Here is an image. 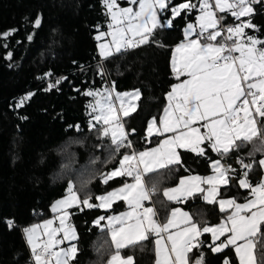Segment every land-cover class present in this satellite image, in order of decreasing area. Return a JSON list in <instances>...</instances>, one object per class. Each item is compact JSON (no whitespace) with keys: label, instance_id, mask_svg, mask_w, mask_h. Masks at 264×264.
<instances>
[{"label":"trees","instance_id":"1","mask_svg":"<svg viewBox=\"0 0 264 264\" xmlns=\"http://www.w3.org/2000/svg\"><path fill=\"white\" fill-rule=\"evenodd\" d=\"M183 2L173 0V5ZM191 2L198 5L197 9L182 13L172 28L157 29L150 43L115 52L105 59L100 56L95 39L98 32L107 31L109 24L102 0H0V264H29L23 229L53 216L51 205L66 194L70 183L81 200L91 196L90 203L96 204V196L132 180L121 176L105 184L101 176L117 168L125 153L142 150L160 140L158 135L148 138L146 128L150 119L159 118L167 93L178 81L170 58L173 46L184 40L185 25L195 21L199 13V0ZM119 3L129 4L128 0ZM253 7L252 22L259 31L245 32L264 40V2ZM170 14L164 13L162 20L170 18ZM222 15L225 22H239L229 13ZM37 18L41 21L39 27L35 25ZM10 31V36L3 37ZM50 84L55 87L48 90ZM108 88L141 93L135 110L122 119L132 147L119 152L110 136L102 135L104 124L93 120L89 105L95 96L85 95ZM28 93L34 95L18 107ZM260 147L255 141L223 158L210 148L203 157L179 149L182 165L159 169L144 177L148 187L155 185L157 189L146 204L154 205L161 222L172 208L181 207L200 227L216 225L230 214L221 212L217 203L204 201L201 194L167 201L163 190L175 186L183 176L209 174L211 161L221 159L223 165H231L236 172L229 174L234 178L220 188L219 196L243 201L250 196V189L239 187L238 179L245 169L237 159L253 164L249 179L257 184L262 177L259 160L264 157V151L257 150ZM124 209L121 200L108 210L83 204L68 209V222L78 237L74 241L78 253L70 264L107 263L117 250L107 228L94 221ZM7 220H13L15 226L9 228ZM200 239L204 241L200 251L205 264H224L225 260L238 264L233 247L212 253L208 248L211 236L204 233ZM200 251L194 249L190 253L192 260ZM120 254L133 257L134 264H154L153 235L121 249ZM255 255L258 261L264 258L259 246Z\"/></svg>","mask_w":264,"mask_h":264},{"label":"snow or ice","instance_id":"2","mask_svg":"<svg viewBox=\"0 0 264 264\" xmlns=\"http://www.w3.org/2000/svg\"><path fill=\"white\" fill-rule=\"evenodd\" d=\"M261 2L262 0H214L213 3L212 0H199L200 15L196 18L197 24L189 23L183 29L184 41L176 46L172 57V71L176 79L180 80L185 76L187 79L174 84L167 94L169 106L164 110L160 127L156 126L155 118L148 126L149 136L153 135V131L158 136L165 133L171 135L161 140L156 148L123 155L118 168L103 174L101 179L105 184L121 176L132 177L134 183H125L121 188L96 196L99 204L90 203L91 196L81 200L70 183L69 195L52 206L53 213L60 214L55 217L60 221L58 228L51 227L53 220H47L43 225H32L23 229L31 247L34 264H70V261L75 259L78 253L75 243H71L67 248H60L59 251L53 250L64 241L78 239L75 228L65 223L70 215L67 209L80 204L87 208H108L115 200L126 201L131 211L107 217L112 243L117 250L108 264H134L131 256L121 258L120 250L147 240L149 234L158 237L155 241L156 264H205L204 253L200 251L204 244L200 237L204 233L211 234L212 243L208 248L212 253H220L233 247L239 264H264V258L258 261L255 255L259 246L261 256L264 257V177L253 185L249 179L253 164L244 163L242 158H238L237 162L245 171L241 174L242 178L238 179V184L242 189H250L252 197L246 198L245 203H237L235 198L217 201L216 198L220 194L218 186L228 185L234 178L229 174L236 172L231 165H223L221 159L211 161L215 175L182 178L177 187L164 190V196L170 201L179 200L181 197L186 199L199 192L206 193L203 196L206 202L218 203L221 212L234 209L218 225L200 227L188 212L180 209H173L171 218L161 225L153 219L156 215L154 209L144 208L143 204L157 191L155 185L151 188L146 186L144 177L159 169L182 165L177 149H185L203 157L210 148L223 158L238 152L247 144L259 141L261 147L257 150L264 151V40L245 32V29L259 31L258 26L252 22V17L255 14L253 6ZM128 3L138 5V10L131 6L122 8L117 0H103L107 9L106 15L111 20L108 24L110 31L100 32L95 39L100 41L106 36H111L112 40L98 45L102 58L113 55L112 46L115 52L119 53L128 47L150 43L157 29L172 28L177 17L198 7L191 0L176 5H173V0H128ZM168 11L171 12V18L162 20L161 16ZM217 12L230 13L240 23L225 27L222 23L225 17L218 16ZM242 17L248 19L241 20ZM40 23L37 18L35 25L39 27ZM11 34L10 31L2 35L7 38ZM242 37L245 39L242 40ZM28 39L31 40L32 37L29 36ZM8 59H11V53L8 54ZM59 83L60 80H57L56 84ZM52 87L55 85L50 84L48 90ZM32 95L34 93H28L21 98L17 106L22 107ZM85 95L101 94L89 91ZM140 95L139 90L134 93H117L115 100L120 102L119 111L128 116L135 110V105L125 107L128 104L125 97L139 99ZM89 107L92 112H98L93 117L97 123L103 121L104 125H109L102 127L100 131L103 136L110 135L116 152L121 148L132 147L121 118L116 114L112 91H107L103 102L97 100L96 106ZM196 124L199 126H194ZM90 126L95 127L91 124ZM201 128L204 131H201ZM259 165L264 168V159L259 160ZM200 184L210 187L205 189L200 187ZM141 208L144 209L143 212H138ZM104 219L103 216L99 217L95 224L99 225ZM129 220L133 223H127ZM6 223L9 228L15 226L13 220H7ZM116 224L120 227H115ZM181 224L185 227L180 228ZM42 227L48 239L38 242V230ZM170 228L180 230L169 232ZM61 232L63 237L57 239V234ZM163 234H167L166 237ZM221 237L225 239L220 240ZM193 249L200 251L195 260L189 255L193 253ZM224 264L230 262L225 260Z\"/></svg>","mask_w":264,"mask_h":264},{"label":"rangeland","instance_id":"3","mask_svg":"<svg viewBox=\"0 0 264 264\" xmlns=\"http://www.w3.org/2000/svg\"><path fill=\"white\" fill-rule=\"evenodd\" d=\"M120 1H122V0H117V3L119 4V6L120 7H133V9L134 10H138V5H130V4H128V5H121L119 2ZM263 2H264V0H262ZM102 3H103V0H102ZM103 6H104V4H103ZM104 8H105V6H104ZM105 10H106V12H107V9L105 8ZM221 14H223V13H221ZM230 14V13H229ZM200 15V11H199V13L197 14V16H199ZM109 17V16H108ZM170 18H171V14H170ZM197 18V17H196ZM234 18V17H233ZM242 18H245V17H242ZM161 19H162V16H161ZM235 19V18H234ZM164 20H166V19H164ZM109 23H111V20H110V17H109ZM189 23H192L193 25H196L197 24V19H195V21H193V22H189ZM189 23H187V24H189ZM238 23H240V21L238 22ZM238 23H235V24H238ZM187 24L185 25V27L187 26ZM184 27V28H185ZM199 30V28H198V26H197V31ZM110 30H109V28L107 29V31H100V32H105V33H107V32H109ZM210 31H211V29H210ZM100 32H98L97 34H96V36L100 33ZM131 34H129V36H130ZM138 39V38H137ZM242 39V38H241ZM112 40V37L111 36H106V37H104V38H102V40H100V41H97V48H98V52H99V54H100V49H99V47H98V45L100 44V43H104V42H110ZM128 48H131V47H128ZM112 51H113V53H115V48H114V46H112ZM174 53V52H173ZM172 56H173V54H172ZM108 90H110V91H112V99H113V101L115 102V104H116V108H117V115L118 116H120V118H121V120L125 117L124 115H123V113L122 112H120L119 111V108H120V102L119 101H116L115 100V97H116V94L117 93H121V94H123V93H134L136 90H129V91H122V92H118V91H116V90H113V89H110V88H108V89H104L103 91H95V92H99L101 95H99V96H95V100H94V102H92V106H96V101L97 100H100L101 102H103V98L105 97V96H107V91ZM166 98H167V95H166ZM125 100H127L128 101V104H126L125 105V107H129L130 105H135V108H136V106H137V102H138V99H136V98H129V97H125ZM166 107H168L169 106V102L167 101V103H166V105H165ZM165 107V108H166ZM91 111H92V109H91ZM131 112H133V111H131ZM130 112V113H131ZM93 117L95 116V115H97L98 114V112H93ZM159 118H160V116H159ZM159 118L158 119H155L156 120V126L157 127H160V120H159ZM153 119V118H152ZM152 119H150L149 120V122L152 120ZM94 120V119H93ZM95 122H97L96 120H94ZM149 122H148V124H147V128H146V136L148 137V138H150L151 136H154V135H156V133H155V131H153V135H151V136H149L148 135V126H149ZM99 123H102L103 124V121H101V122H99ZM113 127H114V125H112ZM104 127H109V125H104ZM169 135H171V133H166V134H164L163 136H161V138H160V140L156 143V144H153V145H151L150 146V148L148 147H146V148H144V149H142V150H139V151H136L137 153H139V152H141V151H147V150H149V149H152V148H156V147H158L159 146V143H160V141L161 140H164L167 136H169ZM110 136V135H109ZM125 154H131L130 152H127V153H125ZM124 154V155H125ZM123 157V156H122ZM122 157H121V159H122ZM119 167V166H118ZM117 167V168H118ZM114 170V169H113ZM113 170H111V171H113ZM111 171H109V173L111 172ZM128 184H131V183H134V180H133V178H132V180H130L129 182H127ZM121 187H123V186H119L118 188H121ZM117 189V188H116ZM76 193V192H75ZM77 194V193H76ZM69 195V192H68V189H67V192H66V194L63 196V197H61V198H59V199H57L56 201H58V200H61V199H64L66 196H68ZM104 195V194H103ZM78 196V195H77ZM56 201H54L53 202V204L51 205V207H50V209H51V211H52V206L55 204V202ZM98 201V200H97ZM117 201H119V200H117ZM116 201V202H117ZM124 201V200H123ZM146 201H148V200H146ZM146 201H144L143 202V204H144V207H148V205L145 203ZM125 202V204H127V202L126 201H124ZM98 203H100L99 201H98ZM97 204V203H96ZM75 206V205H74ZM127 206V208L124 210L125 212H129V211H131V209H130V207L128 206V205H126ZM67 211H68V209H67ZM53 212V211H52ZM58 215H60L59 213H53V216H51V217H48L47 219H45V220H43V221H41V222H34L33 224H31L30 226H28V227H31L32 225H43L44 224V222L45 221H47V220H53V224H52V226L51 227H53V228H58L59 226H60V221H59V219H56L55 217H57ZM66 224H68V225H70L69 223H68V220L65 222ZM71 227H74V226H72V225H70ZM76 230V229H75ZM76 234H77V232H76ZM38 235L40 236V238H42V237H47L46 235H44V229H43V227L41 228V229H39L38 230ZM24 237H25V242H26V244H27V246H28V249H29V251H30V253H31V255H32V252H31V247L28 245V243H27V240H26V236H25V234H24ZM63 237V233L61 232V233H58L57 234V239H61ZM39 242V241H38ZM71 243H75L74 241H64L62 244H60V245H57L54 249H55V251H59V249L60 248H67V247H69L70 246V244ZM34 260V259H33ZM53 264H54V262H53Z\"/></svg>","mask_w":264,"mask_h":264},{"label":"crops","instance_id":"4","mask_svg":"<svg viewBox=\"0 0 264 264\" xmlns=\"http://www.w3.org/2000/svg\"><path fill=\"white\" fill-rule=\"evenodd\" d=\"M184 36V35H183ZM192 38H195V37H192ZM243 39H245V38H243L242 37V40ZM184 41V40H183ZM181 43V42H180ZM180 43H178V44H180ZM178 44H176L175 46H173V48H172V52H171V58H170V63H171V67H172V54H173V52H174V49L176 48V46L178 45ZM183 79H187V77L185 76V77H182L180 80H178L177 82H175L174 84H177V83H180V81L181 80H183ZM173 84V85H174ZM172 85V86H173ZM172 86H171V88H170V90H169V92L172 90ZM168 92V93H169ZM167 93V94H168ZM167 101H168V98H167ZM169 102V101H168ZM166 107V106H165ZM165 107H164V109H163V111H162V113L160 114V118H159V120H161V118L162 117H164V114H165ZM194 126H199V124H196V125H194ZM201 131H204V129H202L201 128ZM166 134V133H165ZM148 148V147H147ZM150 148V147H149ZM150 150V149H149ZM177 151L179 152V149H177ZM133 152V151H132ZM132 152H130V153H132ZM141 152H143V151H141ZM261 159H264V157H262ZM141 167H143V166H141ZM213 175H215V173H214V171H213V168L211 167V172L209 173V174H206V175H197V174H191V175H186V176H183V177H181L180 179H179V181L177 182V184L175 185V186H172V187H168V188H175V187H177L178 185H179V183H180V180L182 179V178H187V177H189V176H199V177H209V176H213ZM262 177H264V168H262ZM261 177V178H262ZM123 186V185H122ZM146 186L148 187V185L146 184ZM223 186H226V185H219L218 187H219V191H220V188L221 187H223ZM200 187H202V188H205V189H207L208 187H210V185H207V184H200ZM118 188V187H117ZM150 188V187H149ZM168 188H166V189H168ZM114 189H116V188H114ZM114 189H111V190H109V191H107V192H111V191H113ZM165 190V189H164ZM164 190H163V197H164V199L165 200H167V201H170V200H168L167 199V197H165L164 196ZM107 192H105V193H103V194H106ZM103 194H101V195H103ZM195 194H201L202 195V198H203V196L206 194V193H204V194H202V193H199V192H196V193H194V195ZM100 196V195H99ZM252 197L251 196H249L248 197V199H251ZM182 199H185L184 197H181L179 200H182ZM217 201H219L220 199H232V197H225V196H223V197H220L219 195L217 196ZM204 200V199H203ZM117 200H115V201H113V203H115ZM123 203H124V205H125V209L127 208V206L126 205H128V203L127 204H125V202L123 201V200H121ZM149 201V200H148ZM172 201H177V200H172ZM205 201V200H204ZM147 202V201H146ZM236 202L237 203H245L246 202V199L245 200H243V201H237L236 200ZM97 204H99L98 203V201L96 202ZM113 203H112V205H113ZM218 204V203H217ZM111 205V206H112ZM148 205V207H145V208H149V207H151V208H153L154 209V211H155V213H156V215L153 217V219H155L156 220V222L157 223H159V224H165V223H167V221L171 218V214H172V211H173V209H180L181 211H183V212H188L187 210H185V209H183V208H181V207H174V208H172L170 211H169V214H168V216H167V218L165 219V221L164 222H161L160 220H159V218H158V216H157V212H156V210H155V207H154V205H152V204H147ZM129 206V205H128ZM218 207H219V204H218ZM111 207H108V208H100V209H103V210H108V209H110ZM220 208V207H219ZM124 209V210H125ZM124 210H120V211H117V212H114V213H110V214H108V215H106L105 216V219L104 220H101L100 221V224L98 225L99 227H101V228H107V233H108V236H109V238H110V240H111V243H112V239H111V233H110V230L108 229V225H109V220L107 219V217H110V216H119L120 214H122V213H126ZM253 210H255V209H253ZM138 211V210H137ZM230 214H231V212L232 211H234V209H228L227 210ZM189 213V212H188ZM244 214H250V213H244ZM98 219V218H97ZM96 219V220H97ZM177 219H179V213H177ZM95 220V221H96ZM95 221H94V223H95ZM69 223V222H68ZM127 223H129V224H131V223H133V221L132 220H129V221H127ZM70 224V223H69ZM219 224V223H218ZM218 224H216V225H218ZM71 225V224H70ZM97 225V224H96ZM115 227H120V225L119 224H116V225H114ZM212 226H215V225H210L209 227H212ZM183 227H185V225H183V224H181L180 225V228H183ZM180 229L179 228H170L169 229V232H176V231H179ZM210 236H211V234L210 233H208ZM153 235V244H154V251H155V263L154 264H156V260H157V256H156V244H155V241H156V239L158 238V237H155L154 236V234H152ZM163 235H165V237H166V235L167 234H163ZM222 238V237H221ZM220 238V239H221ZM225 238V237H224ZM211 239H212V237H211ZM112 245H113V247L115 248V245L112 243ZM194 250V249H193ZM233 250H234V253H235V255H236V252H235V249L233 248ZM116 253V252H115ZM114 253V254H115ZM114 254H112V255H114ZM112 255L110 256V258L108 259V261L111 259V257H112ZM121 255V254H120ZM190 255V254H189ZM127 257H129V256H123V255H121V258H127ZM133 258V257H132ZM236 258H237V261H238V264H239V258L237 257V255H236ZM195 260V259H194ZM108 261H107V263L106 264H108Z\"/></svg>","mask_w":264,"mask_h":264},{"label":"built area","instance_id":"5","mask_svg":"<svg viewBox=\"0 0 264 264\" xmlns=\"http://www.w3.org/2000/svg\"><path fill=\"white\" fill-rule=\"evenodd\" d=\"M212 2L214 3V0H212ZM217 15L218 16H220V15H222L221 13H219V12H217ZM223 23V25L225 26V27H227L228 25H235L234 23H231V22H225V20L222 22ZM224 35H227V33H224ZM221 39V38H220ZM128 49V48H127ZM236 55H238V53H236ZM121 123H123V125H124V122L121 120ZM124 130H125V132H127L126 131V127H125V125H124ZM146 203V202H145ZM145 208V207H144ZM143 208H141V209H138V212H143ZM155 236V235H154ZM156 237V236H155ZM48 239V237H42V238H40V241L39 242H42V241H46ZM54 251H55V249H53ZM28 263L29 264H34V260H33V256L31 255V253H30V251H29V258H28Z\"/></svg>","mask_w":264,"mask_h":264}]
</instances>
